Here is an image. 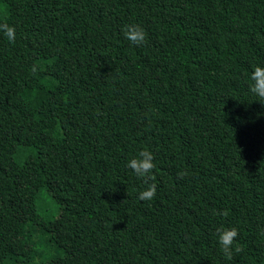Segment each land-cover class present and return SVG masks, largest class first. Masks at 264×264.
<instances>
[{"label": "trees", "instance_id": "16d2710c", "mask_svg": "<svg viewBox=\"0 0 264 264\" xmlns=\"http://www.w3.org/2000/svg\"><path fill=\"white\" fill-rule=\"evenodd\" d=\"M0 264H264V0H0Z\"/></svg>", "mask_w": 264, "mask_h": 264}, {"label": "rangeland", "instance_id": "374dc122", "mask_svg": "<svg viewBox=\"0 0 264 264\" xmlns=\"http://www.w3.org/2000/svg\"><path fill=\"white\" fill-rule=\"evenodd\" d=\"M41 195H43V194H41ZM55 209H56L55 203L52 202V200L49 199L47 197V195L44 196V198L39 201V210L40 211H43V212L45 211L47 213L52 214V213H54Z\"/></svg>", "mask_w": 264, "mask_h": 264}]
</instances>
